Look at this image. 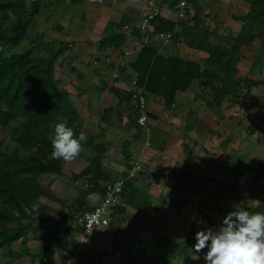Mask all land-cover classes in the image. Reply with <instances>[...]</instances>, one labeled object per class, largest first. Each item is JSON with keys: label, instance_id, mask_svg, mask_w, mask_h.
I'll return each mask as SVG.
<instances>
[{"label": "rangeland", "instance_id": "1", "mask_svg": "<svg viewBox=\"0 0 264 264\" xmlns=\"http://www.w3.org/2000/svg\"><path fill=\"white\" fill-rule=\"evenodd\" d=\"M71 1L47 0L43 2L41 15L29 29L27 40L13 52L18 53L30 48L34 56L47 58L51 49L58 50L60 47H63L62 55L55 62V79L58 87L68 92L69 101L76 108L79 117L87 119L89 124L87 125L88 134H85L87 135L86 138L90 135L93 138L86 139V142L82 145V151L76 158L64 162V168L60 175L45 174L39 177L38 184L48 191L47 197L40 199L39 204L46 207L49 215L40 219L41 231L37 228L35 232L26 229V236L13 243L12 248L9 250L12 256L7 254L6 251H0V264H40L38 255H40L48 242L50 248L46 252L43 264H126L125 262L115 260L117 258L111 257L114 252L112 242L104 246L99 244L100 246L97 248L89 244L82 247V249V243L74 242L76 246L72 244L73 247L75 249L79 247L81 252L78 249L77 251H73L71 248L64 246L63 252L66 254L65 256L61 254L62 252L58 249L59 246L56 245L55 238L58 234H67L71 228L63 231L61 229L63 224L60 226L58 215L59 212L65 210V213H67L68 208H71L75 204L78 195L86 190V183L82 180H76L75 176L85 170L90 161L98 154L95 150L97 146L102 144H106L108 147L110 145L112 146V151L110 147L108 150L110 152L108 159L106 160L103 157L101 163L103 169H110V163L117 164L115 158L119 159L121 157L125 159V155H121L125 149L124 147H126L124 138H121L123 136L119 133L113 134L109 128L105 127L102 123L98 124V120L92 118H97L102 112L98 110L100 107L97 106L98 96L95 90L96 86L99 87L101 85V81L106 80L98 77L96 74L94 75L93 70L95 68L93 66H97L98 71L103 72L104 65L107 66L105 69L111 68V66L114 67V65L115 67L118 66L119 59L116 57H118V54H125L126 58L122 59V65L126 67L127 63H129L138 51L140 40H137L134 36H127L123 43L124 45L117 51L113 50L111 55L107 56L108 58L104 56L101 58L102 56H100L102 55L99 50L100 41L103 38H111L116 33L115 26L118 24L127 25L128 28L125 30V34H129L135 27V29H139L138 31H141L143 27L147 30L148 27L144 26V22L147 18V13L151 15L152 10L148 9L151 5V9L156 5H159L160 9L164 8L163 14L170 8L165 0H84L81 4H73ZM208 4L210 6H207ZM213 4L218 5L219 9H211ZM203 5L206 8L203 10L207 13V18H214L216 20L218 18V20H221L219 22L221 26L219 27L223 31L222 35L224 36L229 35L231 38H235L240 31L243 32L242 30H245V27H253L252 35H254L253 39H255L240 53L244 63L236 67L237 73L234 81L243 82L248 80L257 83L258 86L248 88L241 83V87L236 93L234 92L225 98L227 115H229L224 125L227 127L231 141L227 142L229 152L226 157L228 160L226 163L228 164L233 159L241 158L252 168L264 166V34H262L263 36L259 34V30L257 29L259 27L255 24L257 21L250 20L244 23L235 20L234 17H245L250 13L249 4L242 0H217L216 2L215 0H203ZM170 12L166 11L165 15L167 17L170 16ZM175 13L178 15V11ZM193 13L191 6L187 5L186 17H177V20L174 22L190 20L193 17ZM216 24L215 28H217ZM254 32H258V34H253ZM131 38H134L135 41L129 43V39ZM149 38V41H152L150 36ZM200 38L199 41L205 40L203 36ZM65 47L67 49H64ZM165 49L167 50L166 44L163 50ZM91 66L92 68H90ZM116 71L119 74V69H116ZM127 71H129L128 68ZM87 72H89V78L88 75L87 77L85 76ZM118 74L115 75L114 72H111L108 75L105 74L104 77L107 78L110 75V79L114 80L116 76V79L119 80L120 76H117ZM113 84L115 85L116 83L113 82ZM91 85H94L92 90H94L95 95L94 98L90 97L88 99L87 94L84 92L82 94L80 89L85 88L84 86ZM115 86L118 87V85ZM128 88L135 89L136 92L141 91L131 87L130 82L126 89ZM103 95L107 97L108 93L105 91ZM100 101L101 103L104 102L103 99H100ZM112 103L114 104L116 102L113 101ZM107 104H103V107L107 106ZM187 104L190 105V102ZM96 107L98 108L94 109ZM204 109L205 107H203ZM62 122L58 121L57 124ZM249 123H254L258 127H261L263 132H257L251 137L248 136L247 126ZM114 124L116 129L117 123L115 121ZM228 128L232 130L231 133ZM218 131L222 132V130ZM219 136L221 138L223 137L222 134H219ZM1 138L5 140V150L10 152L15 145L10 142L9 135L3 132ZM123 145L124 147H122ZM111 159H114V162ZM122 166L121 164L115 172L111 171L108 174L110 179H115L123 175V170L120 169ZM233 168L232 165L231 167H226L225 170L221 168V170L223 169V171H220L222 174L216 177L215 183L212 182L209 185L210 188L208 191H205L203 197L199 196L203 202L199 204L200 206L193 219V223H195L194 239L196 233L200 231H206L209 228L218 230L224 217L236 205L245 207L250 212H254V209L260 205L262 193H264V178L256 180L254 178L255 171L243 177L235 190L232 189L228 193L223 192L225 187H231ZM223 173H225V177ZM130 187L134 188L132 186ZM97 195H91V198L94 199ZM172 205H174V202ZM192 218L193 216H190L191 220ZM94 230L99 229L96 228ZM178 233L179 231L173 233L170 238L179 241V247L182 249L181 255H178L176 258L174 257L176 253L170 252L171 256L174 259L176 258L174 260L167 256L166 252H169L167 250L166 252L162 251L165 252V256L158 257L157 259L150 254L146 262L152 263L156 261L157 264H188V261H192L193 264H204L203 257L207 252V248L201 250L199 253L194 252L193 248L197 243L196 239L194 243L186 245L185 241L188 239L189 234L183 236ZM129 242V239L127 241L125 240L123 248L127 247ZM144 244H148L146 240L136 243L140 253L143 251L140 248ZM145 252L143 251V253ZM72 257L76 260L75 262H72V260L69 262V258L72 259ZM134 257H136L135 254L133 255ZM135 261L137 264H141L138 258Z\"/></svg>", "mask_w": 264, "mask_h": 264}, {"label": "trees", "instance_id": "2", "mask_svg": "<svg viewBox=\"0 0 264 264\" xmlns=\"http://www.w3.org/2000/svg\"><path fill=\"white\" fill-rule=\"evenodd\" d=\"M47 0H0V251L9 253L13 243L26 236L25 230L41 231L40 219L49 215L45 206L39 200L47 197V190L38 184L40 176L45 174L60 175L64 168L63 159L51 158L52 138L58 121H63L78 136L84 131L83 122L76 108L69 101L68 92L60 89L55 79V62L63 53V47L52 50L47 58L34 56L32 49L13 52L26 40L29 29L41 15L42 3ZM84 0H72L73 4H81ZM249 4L250 13L245 17H234L240 22L264 21V0H242ZM173 13L177 12L179 0H165ZM195 0H186V4H194ZM162 19L159 14L152 17L150 26L153 33L149 36L170 35V41H183L185 46L208 55V65L204 68L183 59L166 56L152 41L141 47L132 62L127 63L135 77L136 89L146 95L161 98L165 109L171 108L177 97L184 96L191 83L199 81L200 86L208 87L212 92L211 102L206 108H217L230 94L236 93L241 83L248 88L257 87L258 84L245 80L234 81L237 73L236 67L241 60L239 47L248 45L252 40L251 31L247 27L234 39L228 40L229 46L219 47L208 42L207 38L193 41L185 36L183 23ZM116 33L111 38H103L99 43L102 55H111L113 50L122 47L127 36L141 39V31L133 28L125 34L127 25L118 24ZM182 29L177 32V29ZM152 38V37H151ZM64 49H67L66 47ZM113 67V66H112ZM120 71H125V69ZM216 82L219 87H212ZM103 91L108 90L114 97L122 93L112 85H105ZM122 101V100H121ZM125 102H131V94L124 96ZM237 102V101H236ZM110 114V115H109ZM117 116L116 106L104 112L103 120L108 121ZM9 135V140L15 146L10 151L5 150V140L2 133ZM263 132L261 127L250 123L247 135L253 136ZM98 154L76 180L86 183V190L79 194L75 204L68 208V212H59L60 226L66 218L74 219L82 212H90L87 198L91 195H103L104 185L111 179L102 168L108 146L99 145L95 149ZM234 167L231 177V187L223 189L224 193L235 190L240 180L255 171L254 178H264V166L252 168L241 159H233ZM37 207L36 209H34ZM115 209V208H114ZM254 212H264V193L261 203ZM81 234L83 229H78ZM192 228L185 244L194 243ZM67 234L56 236V245L61 246ZM39 238V237H38ZM24 243V242H23ZM158 246H162L169 253L182 254L179 243L166 239H155ZM117 240L113 241V249ZM49 242L38 255L40 264L48 252ZM134 264V261L131 262ZM188 264H193L188 261Z\"/></svg>", "mask_w": 264, "mask_h": 264}, {"label": "crops", "instance_id": "3", "mask_svg": "<svg viewBox=\"0 0 264 264\" xmlns=\"http://www.w3.org/2000/svg\"><path fill=\"white\" fill-rule=\"evenodd\" d=\"M216 1L217 0H215V2ZM188 6H191V9H193V17H191L190 20L179 22L183 23L182 27L186 30L184 31L185 36L193 41H199L201 39L200 37L203 36L206 37L208 42L212 45L224 48L228 47V40L234 38H231L229 35H222L223 31L219 27L221 26L219 23L221 20H218V18L217 20L214 18H207V13L203 10L206 9L203 7V0H195L193 5L190 4ZM207 6H210V4ZM151 7L152 5L148 8L152 10L151 15L155 16L154 14H159V16L165 20H177L176 14L173 13L171 9L166 10L169 12L171 11L169 13L170 16L167 17V15H165L166 11L165 14H163L164 8L160 9L159 5L154 6L153 9H151ZM211 9H219V6L213 4ZM199 11L201 12L200 14ZM146 16H149V13H147ZM173 16L174 18H172ZM215 23H217V28H215ZM255 24L259 27L257 28L259 34L263 36L264 21H257ZM249 28L253 29V27ZM182 29H177V32H181ZM258 32H254L253 34H258ZM240 33L241 31L239 34ZM253 36L254 35H252V40L255 39H253ZM151 37L152 42L156 44V48L167 56L169 55L195 63L202 68L208 65L207 54L189 49L181 40L178 42H174L173 40L164 42L166 40L165 36ZM134 38L129 39V43L135 41ZM250 43L248 45H241L239 47L240 53L249 46ZM165 44L167 45V50H163ZM135 55L129 62L133 61ZM100 56L103 58V55ZM242 60L241 56L238 65L244 63ZM93 67L95 68L93 70L94 75L96 74L98 77L106 80L101 81L99 87L96 86L95 91L98 96L97 106L103 109L98 107L94 108H98V110L102 112L97 118H92L97 119L98 124L102 123L105 127L109 128L113 134H121L123 136L121 138H124L126 146H122L125 149L121 153V155H125V159L121 157L119 159L115 158L117 164L110 163V169L107 168L104 170L109 174L111 171L115 172L122 164L123 168L121 167L120 169L123 170V175L115 178L120 179L124 176L126 170L131 168L133 163L139 162L142 166V171L134 180L125 184L122 203L112 210L110 215V226L108 228H98L99 230H92L89 233L83 234H81L77 228H72L67 232V236L63 240L61 246H59V244V247H57L62 252L61 254L65 256L66 253L63 252L64 246L71 248L73 251H77L78 249V251L81 252L82 247L89 244L97 248L100 246L99 244L104 246L112 242L113 246V241L116 239L118 241L120 238L117 245L114 247L118 251L116 254L113 252L111 255L113 258H117L115 260L125 262L126 264H131V262L134 261V264H137L135 259L138 258L141 264H155L156 261L152 263L146 262L150 254L157 259L158 257L161 258L165 256V252L167 251L162 246H158L155 243V239H166L170 242L179 243V241L170 238L173 233L179 231L178 234H182L183 236L189 234L191 229L195 228L193 219L200 206L199 204L203 202L200 200L199 196L203 197L205 191H208L210 188L209 185L212 182L215 183L216 177L222 174L220 171H223V169L221 170V168L225 170L226 167H231L230 160V163H226L228 161L226 157L229 152V145L227 142H231L227 127L224 125L229 115H227L226 100L224 99L217 108H206V103L211 102L212 92L208 87L204 88L200 86L198 80L193 81L187 94L177 97L174 105L169 109H165L164 102L161 98L145 95V114L148 118L147 122L150 130L147 134L137 126L138 110L134 103H132V101L129 103L124 101V96L128 93L126 87L132 80V77L135 76L134 73L129 68V71H127L126 68L125 71H119L118 74L115 65L107 69H105L107 66L104 65L103 72H99L98 68H96L97 66ZM90 68H92V66ZM111 72H114L115 75L118 74L117 76H120L119 80L116 79V76L114 80L110 79V75L107 76V78L104 77L105 74L108 75ZM88 74L89 72L85 73V76L87 77ZM113 82H115V85H118V87H116ZM112 84L114 88H117V90L122 93L120 99L114 97L108 90H105L108 96L106 97L103 95L105 92L102 90L104 86ZM119 84L121 85L119 86ZM211 85L215 88L219 87L216 82H212ZM93 86L94 85L84 86L85 88H81L80 92L82 94L83 92L87 94L88 99L90 97L94 98ZM88 91L90 94L87 93ZM100 99H103L104 102L101 103ZM113 101L116 103L113 104ZM189 102L190 105L187 104ZM105 103L108 104L103 107ZM115 106L117 116L114 115L111 119L109 118L108 121H104L102 119L104 112ZM202 106L205 107L204 110ZM80 119L83 122V133L88 134L87 125L89 123L87 119H83L82 117ZM114 121L117 123L116 129ZM218 130H222V132ZM229 132L231 133L232 130L229 129ZM219 134H222L223 137L221 138ZM89 138L93 137L90 135L87 139ZM147 143L149 146H147ZM109 147L112 151V146L110 145ZM109 155L110 152L107 151L105 155L106 160ZM111 160L114 162V159ZM223 175L225 177V173H223ZM115 179H111V181ZM101 198L102 194L95 196L94 199L89 196L87 198L89 207L94 208L101 201ZM173 202L174 205H172ZM190 216H193L192 220ZM127 239L130 240L129 245L123 248V243L125 240L127 241ZM144 240H146L148 244H144L140 249L146 252L143 253L142 251V253H140L136 243H138V241L143 242ZM74 242L82 243L80 250L79 247H77V249L73 247L72 244H74ZM74 246L76 245L74 244ZM134 254L136 257L133 258ZM166 254L172 259H174V257L177 258L179 255L176 253V255L172 257L169 252H166ZM73 257L72 259L69 258V262H71V260L72 262L76 261Z\"/></svg>", "mask_w": 264, "mask_h": 264}, {"label": "clouds", "instance_id": "4", "mask_svg": "<svg viewBox=\"0 0 264 264\" xmlns=\"http://www.w3.org/2000/svg\"><path fill=\"white\" fill-rule=\"evenodd\" d=\"M86 139L83 132L76 136L66 123H58L52 138L51 158L73 160L82 151ZM195 239L194 252L207 248L204 264H264V212H250L236 205L218 230L200 231Z\"/></svg>", "mask_w": 264, "mask_h": 264}, {"label": "built area", "instance_id": "5", "mask_svg": "<svg viewBox=\"0 0 264 264\" xmlns=\"http://www.w3.org/2000/svg\"><path fill=\"white\" fill-rule=\"evenodd\" d=\"M186 7V0H179L177 6L178 15L176 14V18L186 17ZM152 17L153 15L147 16L144 22V26L148 27V29L145 30L143 27L141 30V33H143L140 39L138 50L149 41V34L153 33V30L150 26V20L152 19ZM165 39L166 40L164 42L170 41V35L165 37ZM116 58L119 59V65L116 66V68L119 69V71L120 69L126 68L122 65V59L126 58L125 54H118V57ZM130 85L131 87L136 88L135 77L130 81ZM127 92L131 94V101L132 103H134L136 109L138 110V117L136 121L137 126L148 134L150 130L147 122L148 118L145 114V94L143 91L136 92L135 89L131 88H128ZM147 146H149L148 143ZM141 171V164L139 162L133 163L131 168L126 170L122 178L109 181L104 185V193L102 195L101 201L94 207L92 211L82 212L75 216L74 219L66 218L61 229L65 231L67 228H80L83 229L85 233H89L96 228H108L110 226V215L112 213V210L120 206L122 203L125 184L129 181L134 180Z\"/></svg>", "mask_w": 264, "mask_h": 264}]
</instances>
